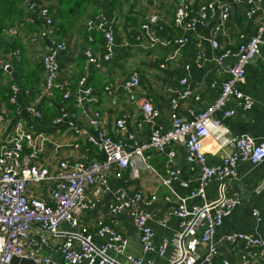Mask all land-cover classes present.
Segmentation results:
<instances>
[{
    "label": "crops",
    "instance_id": "1",
    "mask_svg": "<svg viewBox=\"0 0 264 264\" xmlns=\"http://www.w3.org/2000/svg\"><path fill=\"white\" fill-rule=\"evenodd\" d=\"M210 1L190 0L192 14L197 15ZM223 1L230 9L227 19H223L218 10L204 24H197L187 33L174 22L177 0H51V25L38 7L30 9L25 3L24 16L13 26L15 33L6 32L5 45L0 52V115L5 118L0 121L2 140L10 138L19 122L34 133L46 136L39 163L53 171L62 158L73 162L105 159L104 153L89 139L96 133L90 120L97 111L101 115V130L115 139L132 134L138 143L149 140L154 127L170 130L174 114L184 120L192 119L194 113L217 99L220 85L226 78L225 70L235 62L233 56H227L221 62L218 57L226 48L235 49L238 44L256 36L264 18V0L251 15L247 14V0ZM152 14L159 16L160 21L150 22L146 30L143 25L149 22ZM91 19L97 22L93 27L88 25ZM98 22L104 27L99 28ZM105 30L113 34L114 45L110 60L103 61L98 67L89 62L86 50L90 48L100 59L105 55ZM184 34L189 37V42L181 46L177 40ZM214 40L219 42L217 48L212 45ZM59 41L66 45L59 57V80L69 81L75 92L79 81L85 78L86 85L93 89L92 99L77 103L71 97L63 104L60 89L53 94L44 91L46 75L42 57L54 42ZM2 61L10 63L8 70H3ZM134 71L140 74V86L132 99L124 83ZM182 78L188 79L193 90L191 95L184 96L186 85L181 82ZM13 86L17 87L15 102L10 100ZM107 86H111L110 91ZM238 86L252 100L251 107L244 108L239 101L231 99L228 108L234 110V114L224 117L219 111L217 115L223 117L231 137L250 135L258 141L264 139V33L259 53L247 65ZM147 101L158 110L153 121L145 119L142 104ZM31 106L41 111L40 118L30 111ZM62 109L75 115L70 120L72 126L55 123L54 119ZM121 118L126 120V129L120 133L116 123ZM174 148L179 177L169 187L163 183L162 177L168 176L166 163L170 149L163 152L150 150L145 153L146 160L140 156L134 158L138 176L133 177L130 168L123 169L119 176L114 168L111 170L112 190L99 195L96 204L82 212L80 225L96 233L99 222L108 223L128 240V252L141 255L139 230L132 217L128 212L113 213L111 204L118 190L131 196L137 192L157 195L158 200L149 207L154 213L151 222L153 241L159 245L168 239L169 244L164 256L156 252L144 255L162 264L171 262L176 253L173 241L179 225V218L171 214V210L178 203V197L188 196L190 189L198 184L200 175L199 166H193L187 160L185 142H178ZM206 150L209 164L214 165L220 163L225 151H232V148L219 151L212 140H208ZM185 180H191L189 188L182 185ZM51 186L47 182L31 183L28 191L48 200ZM219 195H235L241 202L224 219L214 237L220 252L215 264H223V259L231 264H241L245 244L230 243L225 236L241 232L264 237V160L257 164L240 161L235 178L211 182L206 188V199L214 200ZM88 196L94 199L93 188H89ZM165 196H170V200L165 201ZM199 202L201 198L195 197L188 199L187 204L192 206ZM64 228L68 229V226ZM31 237V248L40 246V254L50 258L52 264H64V257L58 249L63 236H51L49 242L43 244L40 232L33 228ZM95 240L104 243L107 238L96 236ZM194 240L197 243L191 247L193 256L184 264H197L206 253L207 248L198 243L200 233ZM120 260H125L124 255ZM19 263L37 264L33 259L20 257L14 258L11 264Z\"/></svg>",
    "mask_w": 264,
    "mask_h": 264
},
{
    "label": "built area",
    "instance_id": "2",
    "mask_svg": "<svg viewBox=\"0 0 264 264\" xmlns=\"http://www.w3.org/2000/svg\"><path fill=\"white\" fill-rule=\"evenodd\" d=\"M174 22L185 33L195 29L197 24H204L210 17L220 10L221 17L227 19L230 9L223 0H211L203 6L197 15L192 14L190 0H177ZM262 0H247V14L251 15L258 3ZM51 0H33L28 8L38 7L48 24L53 23L49 12ZM159 16L152 14L149 22L143 27L147 30L149 23H159ZM95 19L88 22L89 27L96 24ZM98 27L104 24L98 22ZM161 27V26H160ZM9 33H15V28H9ZM264 33V18L259 26L258 34L245 42L237 45L235 49L226 48L218 57L221 62L227 56L235 57V62L229 66L226 78L220 85L217 99L205 109L194 113L190 120L173 115V125L170 130L162 131L154 127L149 140L138 143L134 135L126 138L115 139L101 130L100 112H95L90 123L96 127V133L89 136L90 141L96 145L105 155L103 161L85 162L82 160L71 161L69 158L60 159L55 169L51 171L47 166L39 163L40 154L44 149L47 137L36 134L19 122L10 138L3 141L0 134V264H11L14 258L33 259L37 264H52V260L43 257L40 246L31 248L33 239L31 232L36 228L40 232L41 242L47 244L51 236H63L64 240L58 249L64 257V264H162L155 259L147 258L144 253L156 252L164 256L169 244L164 239L161 244L155 245L153 241L154 230L151 225L154 219L153 210L149 207L158 200L157 195H148L137 192L128 195L127 192L118 190L115 200L111 204L113 213L128 212L139 230V238L142 244L143 254L134 255L128 252V240L116 227L99 222L96 233L80 225L82 212L96 204V198L112 190L110 172L114 168L117 176L123 169L130 168L133 177L138 176L139 169L134 164L136 156L147 159L146 152L157 150L160 152L170 149L166 163L168 176L162 177L163 183L168 187L172 181L179 177L175 160L177 152L175 144L184 141L187 150V160L193 166H199L200 175L198 184L191 188L188 196L178 197V203L172 208L171 214L179 218L178 230L174 238L175 256L168 264H184L193 256L191 247L194 246V237L200 233L199 244L205 246L206 253L197 264H215L220 255L217 242L214 237L218 228L241 200L235 195H219L214 200L206 199V188L213 182H225L235 178L240 161L257 164L264 160V139L256 140L250 135L231 137L229 128L219 117L217 112L222 111L224 117L234 114V110L228 108V102L233 99L239 101L244 108H250L252 100L241 91L238 83L244 78L246 67L254 61L259 53L261 36ZM105 55L100 59L89 48L86 50L89 62L96 66H102L103 61L110 60L114 45V37L111 31L105 30ZM92 40V38H91ZM158 41V39H153ZM177 42L183 46L189 42V37L184 34ZM213 47L217 48L219 42L214 40ZM66 45L63 41L54 42L48 52L42 57L45 70L44 91L53 94L60 89L62 103L74 97L77 103L92 99L93 89L86 85V79L79 81V88L74 92L69 81H60V54ZM17 55V52H14ZM3 70H8L10 63L2 61ZM181 82L186 85L184 96L191 95L193 90L187 78ZM140 86V74L132 72L125 81L124 87L134 99ZM216 86V84H213ZM108 91L111 86H107ZM17 87L13 86V94L10 100L15 102ZM145 119L153 121L158 115V110L150 101L142 104ZM30 111L37 117L42 113L36 107H30ZM74 114L62 109L54 119L55 123L73 125L71 118ZM5 120L0 115V121ZM118 132L126 129V120H117ZM212 140L219 151L232 148L226 152L222 161L211 165L208 162L206 143ZM51 184L48 200L29 193L31 183ZM191 180L182 182L184 187H190ZM224 184V183H223ZM89 188H93L94 199L88 196ZM200 197L201 202L189 206L188 199ZM165 201L170 196L164 197ZM67 225L68 229L64 226ZM107 238L104 243H98L95 237ZM230 243L243 242L245 252L242 255L241 264H264V237L247 233H231L225 236ZM125 260H120V256ZM223 264H231L223 259ZM21 264V263H19Z\"/></svg>",
    "mask_w": 264,
    "mask_h": 264
},
{
    "label": "trees",
    "instance_id": "3",
    "mask_svg": "<svg viewBox=\"0 0 264 264\" xmlns=\"http://www.w3.org/2000/svg\"><path fill=\"white\" fill-rule=\"evenodd\" d=\"M33 0H0V52L3 50L6 40V32L21 21L25 12V5ZM26 3V4H25ZM78 4V3H77ZM76 9V6L73 7ZM49 12L51 10L49 6Z\"/></svg>",
    "mask_w": 264,
    "mask_h": 264
}]
</instances>
